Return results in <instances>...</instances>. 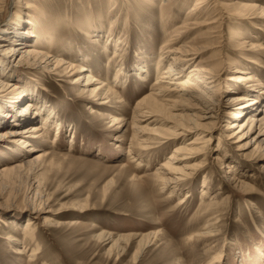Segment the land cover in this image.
<instances>
[{
  "label": "rangeland",
  "instance_id": "1",
  "mask_svg": "<svg viewBox=\"0 0 264 264\" xmlns=\"http://www.w3.org/2000/svg\"><path fill=\"white\" fill-rule=\"evenodd\" d=\"M21 1L31 5L32 19L29 20L32 23L29 26L22 23V17L18 23L20 27L14 25V13L19 6L16 0H3L0 4V45L8 46L14 39V26L21 32H28L31 27L40 28L45 19L50 20L53 22L47 31L50 35L49 38L45 35L44 41L57 46L55 55L65 58V53L70 52L73 58L80 54L85 56V64L101 73L112 86L114 70L107 74L105 70L111 64L107 58L112 57L114 44H105L106 40L101 39L100 44L92 45L77 31L83 21L90 17L99 20L111 9L114 16H122L116 28L118 32L124 26L131 30L120 62L125 64L123 69L129 71L130 78L125 84L117 85L120 100L111 98L108 107L97 105L92 108L95 112L92 114L89 110L92 105L80 92L82 87L76 84L81 83L80 76L85 73L72 77L34 73L40 86L26 92L30 96H24L18 107L0 108V114H7L8 110L15 116L27 101L35 99L45 109L43 118L50 113L54 119L46 138L29 143L36 148L35 152H28L30 147L18 145L20 135L0 138V173L1 169H9L8 173L0 175V221L5 223H0V264H264V137L258 139L264 133V104L253 113L239 114L235 118L226 115L214 125L204 126L209 132L206 135L210 137L209 148L220 146L224 153L214 151L205 157L176 154L178 161L174 160L173 164L178 167L200 165L201 162L205 166L192 178L180 182L170 196V189H163L156 172L176 148L186 146L197 137L192 133L185 139L182 137L183 140L162 141L160 147L152 148L153 145L144 153L137 145L130 148L134 135L130 124L132 109L147 93L154 78V73H150L142 82L133 75V68L143 63L146 68L152 67L158 59L163 40V34L157 29L161 22L162 0H148L152 7L146 2L140 7L130 2L129 11L125 0H116V11L106 7L107 0ZM196 2L191 0L185 6L173 8L168 18L180 25L187 18L188 8ZM79 5H83L82 8ZM129 16L132 21L126 22ZM204 18L215 23L190 31L189 41H205L208 28L215 25L221 24L224 31L227 30L226 20L216 13L210 11ZM104 27L108 29L106 24ZM261 29L260 40L264 42V27ZM154 32H157L156 37ZM229 40L227 36V45ZM13 44L9 47H17L19 42ZM27 44L31 45L25 42L20 47ZM68 44L72 49H67ZM216 50L200 53L196 60L210 59ZM226 56L238 59L233 54L226 53ZM249 57L260 65L259 69L254 67L260 75L252 71L264 86V51L261 57ZM0 58L8 60L7 69L12 70L16 63L26 66V61L18 63L16 55L6 57L2 48ZM113 61L118 59L115 57ZM25 70L21 72L26 73ZM227 90L242 91L233 86ZM228 93L224 94L223 103ZM235 107H225V114L235 111ZM108 114L120 121L112 123L106 117ZM184 114L190 113L162 116L168 123L162 122L159 116L152 117L139 125L154 138V135L174 132L176 126L186 121ZM248 116L261 118L251 131L250 124L247 125ZM14 121L0 122V135L39 124L37 120ZM227 123L237 127L228 129ZM240 125L243 127H238ZM238 130L239 140L229 137ZM238 145L246 147L245 151L238 150ZM244 152L249 160L240 156ZM37 155L43 158L33 161ZM218 156L236 163L234 173L245 181V188H235L228 182V173L216 169ZM180 199L185 203L177 205ZM29 219L34 223V232L28 240L22 232ZM74 220L79 224L70 225ZM101 233L108 234L110 240L103 243L97 239ZM34 249L38 255L32 263L29 258Z\"/></svg>",
  "mask_w": 264,
  "mask_h": 264
},
{
  "label": "bare ground",
  "instance_id": "2",
  "mask_svg": "<svg viewBox=\"0 0 264 264\" xmlns=\"http://www.w3.org/2000/svg\"><path fill=\"white\" fill-rule=\"evenodd\" d=\"M116 2V0H107L106 7L110 6L109 8H115L116 11L118 6ZM130 2L134 6L139 7L143 6L145 2L148 6L152 7L153 5L148 0H130L127 2L125 0V6L128 7L127 11L131 10ZM190 2L191 0H162L160 4L161 22L160 27L157 29L163 34V40L159 48L160 54L158 55V59L154 66H149L150 68L147 67L148 69L145 63L133 68V75L142 82L148 79L150 73H154V78L150 82L147 93L137 101L132 109L130 124L132 130H134V135L131 139L130 148L132 149V145H137L138 150L144 153V151L160 147L161 143H168V141L173 140L179 141V139L183 140L182 137L185 139V136H189L192 133L193 136L197 137L186 145L188 148L186 146L176 148L173 154L168 157V160L161 165L159 171L156 172L157 176L160 175L159 179L162 182L163 186H161L163 189H170V196L174 193L180 182L192 178L197 171H200L205 166L201 162L200 165L178 167L173 164V161L177 160L176 154L201 155L205 157L214 151L222 150L220 146L216 149L209 148L210 137L206 136L209 132L204 126L214 125L226 115L235 118L239 117V114L250 113V111L253 113L254 110H258L264 104V86L254 77L255 74L252 71L255 70L258 72L255 68L259 69L260 65L254 58L249 57V55L261 57L264 51V42L260 40L261 37L259 35V32H263L261 28L264 27V0H197L196 4L188 8L187 18L180 25H176L172 19L168 18L173 8L185 6ZM1 3H3V0H0ZM58 4L60 5V3ZM16 6H19V8L14 13V25L20 27L18 23H21V18L24 17V22L22 23L29 26L32 23L29 20L32 19V16H30L31 5L28 2L22 3L21 0H16ZM82 6L79 5L80 8ZM110 10L104 15L102 14L99 20H96L98 17H90L83 21L81 25L77 26V31L86 40H89L92 45L94 43L96 45L100 44L101 39L106 40L105 44H114L113 55L110 59L107 58L111 64L107 65L108 68L105 70L106 74L110 70H114L113 80L110 81L112 86L107 83L109 82L108 79L102 78L101 73H96L95 70L85 64L87 59L80 53H78L80 56L74 58L70 57V52L65 53V58L55 55L57 46H52L47 41H44L46 40V36L49 38L48 35L50 34L47 31H49V26L52 25L50 23L53 22L45 19L44 24L40 28L31 27L28 32H21L18 30V27L16 28L14 26V39L11 42L9 41V45H14L13 43L19 42L16 45L17 47L0 45L2 54H6V57L13 58L16 55L18 57V63L26 61V66H20L16 63V66L11 70L6 67L8 60H5L6 58H0V108L4 106L6 108H11L12 106L18 107L24 96L28 94L26 92L40 86L38 77L34 74L39 72H44L52 77H61V75L72 77L76 74L85 73L80 76L81 83L78 82L76 84L82 87L80 92L82 95H86L84 99L92 105L89 108L91 114L95 113L92 108H96L97 105L108 107L111 98L116 101L120 100L119 92L116 89L117 85L122 84V82L125 84L130 78L129 71L126 72V68L123 69L125 64L122 65L123 63L121 64L120 62L131 30L129 31L127 29L129 26H124V29L118 32L116 28H118V21L122 16L119 17L118 15L120 14H115L114 16L113 11ZM210 11L216 13L220 19L226 20L225 23L228 25H225V27L227 30L224 31L225 29H223L221 24L215 25L208 28L205 37L207 39L205 41H189L188 35L190 31L195 28L200 29L203 26L205 27L207 24L211 25L215 23V21L208 22L204 18L205 14ZM130 17H126L125 21H132ZM126 22L123 25H126ZM105 24L108 29L104 27ZM234 32L236 33L234 35L236 37L233 36ZM155 33L157 32H154V37H156ZM227 36L228 38L230 37L228 45L225 43ZM115 38L119 40H115ZM25 42L31 43V45L27 44V46L20 47ZM68 46V50L72 49L71 44H68ZM209 49H217L216 53L210 59L196 60L200 53H205ZM103 50L106 52L105 47H103ZM226 53L233 54L238 59L231 60L226 56ZM115 57L118 59L117 62L113 61ZM23 69H26L25 72L27 74L21 72ZM258 74L260 75L259 72ZM230 86H233L234 89H242L241 94L227 90V87ZM227 92L230 95L227 96L226 103H223L222 98ZM28 95L30 96V94ZM233 106H236L233 108L235 111L225 114V107L229 108ZM6 111L7 114L4 112L0 114V122H6V120H18L20 123L21 121H39L37 122L39 123L38 125H33L23 131H11L0 135V138L20 135L21 139H19L18 145L22 148L30 147L28 152H35L36 148L29 143L34 140L46 138L47 132L53 126V122L51 123V120H54L53 115L48 112L49 115L43 118L45 109L41 108V105L35 99L34 102L27 101L15 116L11 112L9 113L8 110ZM181 112H189L190 114H184L186 118L184 124L176 126V130L170 134L154 135L155 137L153 138L148 132L144 131V126L139 125L140 122L145 123L150 118L158 116L162 122L168 123L166 118L162 116L168 117V114L178 116L177 114ZM106 117L112 123L120 121L113 114H108ZM246 119L248 120L247 125L250 124V131L261 120V118L255 116H248ZM227 124H229L226 126L228 129L237 127L232 123ZM238 127L242 128L243 125ZM238 132L239 130L233 132L229 137H235L239 140L241 136L238 137ZM261 136L264 137V133L259 135L258 139ZM262 141H264L263 138ZM153 145L154 147H152ZM237 149L245 151L244 149L246 147L238 145ZM221 152L224 153V150ZM240 156L244 160H249L245 152L240 153ZM42 158L43 156L37 155L32 160L39 161ZM182 159L185 160V158ZM216 162V169L223 174L228 173V182L235 188L243 189L247 186L245 181H242L234 173L237 170L235 162H229L222 156H218ZM1 170L0 175L8 173L9 171L6 168ZM203 183L205 184V181ZM184 203L185 200L180 199L177 205ZM33 212L36 211L33 210ZM0 223L5 224L2 221ZM69 223L70 225H78L79 221L74 220ZM33 224L32 219H29L25 222L23 228L22 234L28 240L33 237ZM58 225L60 224L58 223ZM206 232L208 233V231ZM96 238L103 243L110 240V236L104 233L98 234ZM143 239L141 238V240ZM17 253L19 254L20 251L18 252L17 250ZM36 255H38L37 250H32L29 262L33 263Z\"/></svg>",
  "mask_w": 264,
  "mask_h": 264
}]
</instances>
